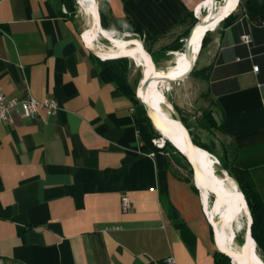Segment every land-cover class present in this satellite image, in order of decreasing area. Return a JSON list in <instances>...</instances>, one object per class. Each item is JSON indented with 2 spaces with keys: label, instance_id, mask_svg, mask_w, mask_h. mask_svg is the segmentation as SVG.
<instances>
[{
  "label": "crops",
  "instance_id": "obj_1",
  "mask_svg": "<svg viewBox=\"0 0 264 264\" xmlns=\"http://www.w3.org/2000/svg\"><path fill=\"white\" fill-rule=\"evenodd\" d=\"M97 1L113 30L138 26L155 43L179 36L185 16L213 0ZM69 6L0 0L4 91L60 104L51 115L0 119V264H161L170 255L215 264L221 250L186 157L143 143L133 101L103 79L109 58L89 48ZM232 13L211 29L203 70L173 81L197 88L212 148L247 170L264 204V22Z\"/></svg>",
  "mask_w": 264,
  "mask_h": 264
},
{
  "label": "bare ground",
  "instance_id": "obj_2",
  "mask_svg": "<svg viewBox=\"0 0 264 264\" xmlns=\"http://www.w3.org/2000/svg\"><path fill=\"white\" fill-rule=\"evenodd\" d=\"M78 1L84 5V9L89 15V24L84 32V38L89 48L104 58L136 56L139 61L142 67V77L137 89H139L142 83L144 91L142 97H140L138 92L139 98L145 103L155 129L161 133L162 138L160 140L165 142L169 141V138H172L175 142L181 143V145L185 143L189 147L194 148L202 158H205L212 164L209 171L197 169L198 172L194 176V180H196L195 183L197 182L196 184H198L202 191L206 212L209 215H215L212 218V225L219 248L233 257L237 264H264L261 255L255 248L256 243L252 235L248 234L252 220L250 210L241 202L243 198L242 190L240 189L241 193L239 197V189L234 177L227 172H225V175H219L215 168L212 153L198 146L187 137L184 124L180 120L175 107L159 88L164 80L172 76L171 73L187 72L194 67L200 52L202 39L206 32L209 29L215 28L222 20L229 16L235 10L239 0H225L214 7L212 6L213 8L206 13L199 14V21L189 36L186 51H175L174 54L176 53L178 56V61L168 67L156 65L140 43H135L131 40L122 41L120 44H105L101 42L98 1ZM208 186L218 193L211 207L207 203ZM244 213L249 216H247L248 221L246 222L248 243L241 242L235 244L234 217L238 215L240 220ZM220 245L231 253L223 250Z\"/></svg>",
  "mask_w": 264,
  "mask_h": 264
},
{
  "label": "rangeland",
  "instance_id": "obj_3",
  "mask_svg": "<svg viewBox=\"0 0 264 264\" xmlns=\"http://www.w3.org/2000/svg\"><path fill=\"white\" fill-rule=\"evenodd\" d=\"M223 1H225V0H213L207 7H204L203 12L209 11L215 5L220 4ZM245 1L246 0L241 1V5L236 9V12H243L244 11ZM67 3L70 5L69 6L70 7V10H69L70 14L74 17V19L80 25V29H82V31L85 32V30L89 24V15L86 12V10L84 9L85 8L84 5L82 3H80L78 0H67ZM126 28H129V32L125 31ZM119 29L122 32L119 33L116 30L106 29L102 26L100 28V31H101L100 32V41L105 43V44H120L122 41L131 40L135 43L142 44L144 46L145 50H147V52L150 51L152 58H153V61L156 65H159L160 67H168L172 64L177 63L178 56L176 55V53L174 54L175 50H171V49H173L174 46L177 44L178 39L183 35L184 31L179 36L172 37V36L167 35L155 43H149V42H144L143 36L137 31V29L134 26H130V27L121 26V27H119ZM185 31H186V29H185ZM121 33H123V34H121ZM210 34H211V30L208 31V37L206 39V43L204 46H203V41H204L205 36L202 39L201 46H200L201 47L200 52L198 54V59H197L196 65H194V67H193V69H194L193 74L194 75L196 73H198L199 71L201 72L203 70L202 64H203V59H204L205 53H207V48H208L210 40H211ZM187 36H184L182 38L184 40L183 47L181 50H178L179 52H182L184 50L185 39L187 38ZM117 58L125 59L126 62L128 63V71H127L128 73L127 74L129 76L130 81L132 82V84L137 89L138 83L142 77V67H141L139 61L137 60L136 56H119ZM191 71L188 74H186V72H173V73H171L172 76H170L166 80H164L160 84L159 88L162 91V93L164 94V96L169 101H171V103L175 107V109L179 115L180 120L182 121V118H184L186 120V122L189 123L188 125H189L190 129L194 133L198 132V134L200 136V139H198L199 143H201L202 145H205V143L207 141V143H208V144H206V145H208L207 147L211 151L214 152L213 159H214L215 168H216L218 174L219 175H225V172L230 174V171L227 170L224 166V164H229L227 157L222 154L223 151L221 148H218L217 152L212 148L210 140L208 139V137L212 136V134L207 132L208 131L207 127L203 128V126L208 124V122H205V120H207V119H205V116H204V114H205V112H203L204 108L201 105V103H199V100H197V98L199 96L197 88L194 86L193 83H188V81H185L184 83L173 81V80L185 78L186 76H188L191 73ZM184 74H186V75H184ZM138 92L140 94V97H142L144 94L142 83L138 89ZM182 123H183V121H182ZM152 125H153V123H152ZM158 133H160V132H158ZM157 138H159V139L162 138L161 133H160L159 137H157ZM212 138H213V136H212ZM170 147L175 148L173 145ZM185 160H186L187 166H188L187 167L188 174L191 176L192 179H194L193 168L186 158H185ZM237 184H238V182H237ZM238 186H239V184H238ZM239 188H240V186H239ZM213 199H214V193L210 190V188L208 186V192H207V200L208 201H207V203H208L209 207L212 206ZM246 202H242V203L246 207H248V209L250 210V207H249L248 203H246ZM208 216L211 219V224H212V218L215 215L211 214ZM247 216L248 215L246 213L242 214L240 220H239L238 215L234 217L233 229H234V233H235V244L241 243V242L245 243L244 238L246 235V226H247L246 222L248 221V217H249V216L248 217ZM250 216H251V213H250ZM251 220H252V216H251ZM251 223H252V221H251ZM255 248L257 249L256 244H255ZM230 261H231V264H237L233 257H230Z\"/></svg>",
  "mask_w": 264,
  "mask_h": 264
},
{
  "label": "trees",
  "instance_id": "obj_4",
  "mask_svg": "<svg viewBox=\"0 0 264 264\" xmlns=\"http://www.w3.org/2000/svg\"><path fill=\"white\" fill-rule=\"evenodd\" d=\"M241 1L242 0H239L235 10L237 9V7L241 5ZM244 11L256 23L264 22V0H246ZM196 13L199 19V12L196 11ZM233 18H234V15L233 13H231L223 21L225 23H230L233 20ZM196 22H197V18L194 15V13H189L185 16V18L183 19V23H185L187 26L186 31H184L185 34L183 33V35L178 39L177 44L171 50L178 51L182 49L183 42H184L182 38L189 34L191 27ZM99 26L100 27L103 26L106 29H113L111 25L109 24L105 13L102 10H100L99 12ZM135 28L141 35H143L142 29L140 27L136 26ZM208 31L206 32V35L203 41V46L206 43V39L208 37ZM183 51H186V48ZM149 53L151 54L150 51ZM149 53L147 52L148 55ZM117 57L119 56H114L109 59L100 60V74L104 80L109 81V82H114L118 86V88L133 101L136 107V115H137L136 123H137V127L139 130L140 136H141V140L143 141V143L147 144L151 148L158 150L159 148H157L152 143V140L154 138L159 137L160 133H158L155 130L150 118L147 115L144 105L141 103V101L136 96V87L132 84L127 74L128 73L127 72L128 63L126 62L125 59L117 58ZM182 121L185 124L184 127L185 126L187 127V128L185 127L186 133L188 135L186 136L189 139H191L195 144L208 150L209 152L213 154V152L207 146L199 143L196 135L190 129L188 123L186 122L184 118H182ZM167 146H172L169 141L165 142L164 148ZM224 166L227 170L230 171V174L234 177L236 183L238 182L240 188L242 189L243 198L241 202L247 201L246 203H248L250 207V212H251L252 222H253L251 223L252 224L251 226L252 237L256 243L258 252L260 253L262 259L264 260V204L261 199V196L259 192L256 190L254 182L251 179L247 170L241 169L232 164H224ZM239 186H238V189H239V197H240L241 191H240ZM210 190L212 191V189ZM223 250L230 252L224 248ZM230 257H231L230 255L228 256L227 254L221 251H217L215 253V264H231Z\"/></svg>",
  "mask_w": 264,
  "mask_h": 264
},
{
  "label": "built area",
  "instance_id": "obj_5",
  "mask_svg": "<svg viewBox=\"0 0 264 264\" xmlns=\"http://www.w3.org/2000/svg\"><path fill=\"white\" fill-rule=\"evenodd\" d=\"M241 40L249 44L251 42V36L249 34H244ZM59 108V102L53 97H47L45 99H39L33 95H27L24 98L11 97L4 91L0 82V119L4 122L12 123L14 121V113H18L25 119H34L40 111H44L51 115L56 113ZM152 143L159 149L165 146V142L161 141L159 138H154ZM153 154L154 153H152V155ZM122 207L124 211H130L133 208V200L128 194L122 195ZM116 228L118 227L106 226L104 230L108 231ZM161 264H178V262L173 255H170L166 257Z\"/></svg>",
  "mask_w": 264,
  "mask_h": 264
},
{
  "label": "water",
  "instance_id": "obj_6",
  "mask_svg": "<svg viewBox=\"0 0 264 264\" xmlns=\"http://www.w3.org/2000/svg\"><path fill=\"white\" fill-rule=\"evenodd\" d=\"M197 11V10H196ZM228 17V16H227ZM196 18H197V22L199 21L198 20V16L196 15ZM196 22V23H197ZM196 23L191 27V29H190V31H189V34H188V37L185 39V45H184V49L186 48L187 49V42H188V39H189V36L191 35V33H192V31H193V29H194V27H195V25H196ZM150 54V53H149ZM150 56H151V54H150ZM151 58H152V56H151ZM152 60H153V58H152ZM140 83V82H139ZM136 96H137V98L140 100V98H139V94H138V89H136ZM141 101V103L144 105V107H145V109H146V111H147V107H146V105H145V103L143 102V100H140ZM147 114H148V111H147ZM148 116H149V114H148ZM150 117V116H149ZM151 119V118H150ZM188 133H189V131H188ZM189 135H190V133H189ZM166 142V141H165ZM169 142L177 149V150H179L185 157H186V159H188V161H189V163L191 164V166H192V168H193V174H194V176L197 174V169H199V170H204V169H206V170H210V168L212 167V164L208 161V160H206L205 158H202L201 157V155L194 149V148H191V147H189L187 144H185L184 143V145L182 144L181 145V143H177V142H175V140H173L172 138H169ZM197 185V184H196ZM212 192L214 193V199L218 196V193H217V191L216 190H212ZM216 200V199H215ZM251 213V212H250ZM253 223V222H252ZM251 226H252V224H251ZM251 226H250V228H249V231H248V234L249 235H252V232H251ZM244 240H245V244L246 243H248V236H247V234L245 235V238H244ZM221 250V249H220ZM221 252H223V253H225L224 251H222L221 250ZM225 254H227V253H225ZM228 256H229V254H227Z\"/></svg>",
  "mask_w": 264,
  "mask_h": 264
}]
</instances>
